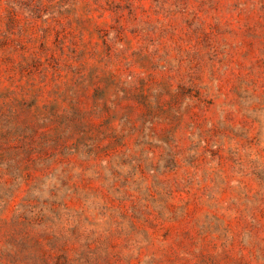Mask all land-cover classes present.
<instances>
[{
    "label": "rangeland",
    "instance_id": "374dc122",
    "mask_svg": "<svg viewBox=\"0 0 264 264\" xmlns=\"http://www.w3.org/2000/svg\"><path fill=\"white\" fill-rule=\"evenodd\" d=\"M0 264H264V0H0Z\"/></svg>",
    "mask_w": 264,
    "mask_h": 264
}]
</instances>
